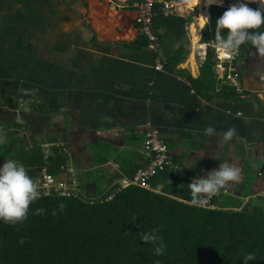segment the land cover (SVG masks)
Instances as JSON below:
<instances>
[{"label": "crops", "instance_id": "crops-1", "mask_svg": "<svg viewBox=\"0 0 264 264\" xmlns=\"http://www.w3.org/2000/svg\"><path fill=\"white\" fill-rule=\"evenodd\" d=\"M135 1L0 0V144H9L13 133L26 145L61 147L76 177L93 180L83 194L99 197L146 164L149 123L171 162L191 177L224 159L241 168L240 181L220 190L219 204L258 205L264 198V53L252 46L234 63L242 96L216 78L212 91L196 92L189 78L199 75L197 34L204 23L197 33L192 25L201 10L209 17L210 5L190 17L181 37L153 29L159 47L151 51L134 44ZM180 51L183 59L173 67ZM208 126L218 133L234 127L237 134L225 143L205 135Z\"/></svg>", "mask_w": 264, "mask_h": 264}, {"label": "trees", "instance_id": "trees-1", "mask_svg": "<svg viewBox=\"0 0 264 264\" xmlns=\"http://www.w3.org/2000/svg\"><path fill=\"white\" fill-rule=\"evenodd\" d=\"M230 4L226 0L225 5L208 7L209 24L202 28L200 40L207 45L205 59L198 77L189 78L196 92L208 93L217 83L212 44H216V20ZM249 6L259 7L257 3ZM159 7L160 3L155 4L153 29L162 28L181 37L192 18L165 17ZM134 44L146 46L147 41L139 35ZM252 46L250 41L242 44L240 55H246ZM182 52L170 61L173 67L182 61ZM224 89L234 94L230 88ZM9 107L15 105L9 103ZM10 136L9 144H0V161L15 159L23 163L33 178L42 167L58 176L62 173L60 168L67 166L61 147L51 145L50 156L44 160L41 143L26 145L24 138L13 133ZM159 184L163 185L159 192L135 186L116 191L114 186L101 196L114 194L104 202L66 197L37 199L23 223L0 220V264H154L157 259L161 264H264V198L258 205L242 207L219 204V199H215L221 208L205 209L182 201L192 197L190 183L170 169L151 180L152 187ZM176 187L178 192H174ZM37 208L45 211L37 214ZM153 228L159 229L158 234L167 245L163 256H157L153 244L139 237Z\"/></svg>", "mask_w": 264, "mask_h": 264}, {"label": "clouds", "instance_id": "clouds-1", "mask_svg": "<svg viewBox=\"0 0 264 264\" xmlns=\"http://www.w3.org/2000/svg\"><path fill=\"white\" fill-rule=\"evenodd\" d=\"M207 5H222L223 0H206ZM250 3H257L259 7L252 8ZM204 26L209 17L200 15ZM264 0H235V3L223 12L216 20L215 37L217 47L225 52L231 53L239 49L245 42L250 41L260 52L264 53ZM252 31H249V30ZM198 37H201L197 34ZM207 136H221L225 143H229L236 136V129L229 127L222 133H218L214 126H208L203 130ZM2 142V141H0ZM213 157L220 160L214 153ZM196 164V163H195ZM195 164L190 165L191 169ZM241 168L234 164L231 159L220 160L217 168L207 171L205 175H197L190 184L193 205L199 206L205 203L208 196L219 192L229 182H239L241 179ZM42 195L37 181L28 173L25 165L15 159H6L0 165V220L8 224L23 223L29 214L30 205ZM63 210L64 205L61 204ZM45 211L37 208L36 213ZM55 215V211L53 212ZM159 229L153 228L140 234V239L154 246V253L163 256L167 245L163 237L158 234ZM24 242L21 238L20 243ZM154 264H161L157 259Z\"/></svg>", "mask_w": 264, "mask_h": 264}, {"label": "built area", "instance_id": "built-area-1", "mask_svg": "<svg viewBox=\"0 0 264 264\" xmlns=\"http://www.w3.org/2000/svg\"><path fill=\"white\" fill-rule=\"evenodd\" d=\"M231 4L235 0H230ZM160 3V12L163 16H174L182 19H189L194 17L198 12V6L191 4V0H137L133 3L134 22L137 27L139 35L147 41V48L151 51H156L159 47V40L153 30V18L156 15L154 11L155 4ZM226 0H223L225 5ZM209 22V20H208ZM208 25V23H207ZM186 29L189 26H185ZM207 45L199 43L196 51L197 58L200 62L205 59ZM215 56L213 73L217 80L226 84L235 95L242 96L243 86L239 72L234 68V63L241 57L239 50L231 53L221 51L217 45L214 46ZM155 69H161L160 61H157ZM43 159L46 160L50 156L51 144H42ZM143 153L147 157L146 164L139 167L130 177L122 178L115 183L116 191L135 186L141 189H146L154 192L160 190L151 186V180L161 171L170 169L179 178L186 179L189 183L194 179L187 175L184 169L171 162L169 151L165 142L160 138L158 132L151 127L149 123L145 124L142 141ZM61 174L58 176L49 173L47 167H42L38 172L36 178L37 185L42 195L39 198L48 197H66L80 199L89 203L108 201L113 198L111 193L106 198L88 197L83 194L80 189L79 181L72 168L66 166L61 167ZM222 191L208 196L205 203L197 207L205 209H218V204L214 203L215 199H219ZM38 198V199H39ZM192 197L189 200H182L184 203L193 205L191 203ZM196 206V205H193Z\"/></svg>", "mask_w": 264, "mask_h": 264}, {"label": "bare ground", "instance_id": "bare-ground-1", "mask_svg": "<svg viewBox=\"0 0 264 264\" xmlns=\"http://www.w3.org/2000/svg\"><path fill=\"white\" fill-rule=\"evenodd\" d=\"M191 4L194 5V6H198L199 9H201L202 7H204V9H205V7L209 6V5H207L206 0H191ZM199 12H200L199 16L200 15L207 16V11L206 10H201ZM200 23H202V18L198 19V21L193 23V25H192V31L193 32L197 33V30H198V28L200 26Z\"/></svg>", "mask_w": 264, "mask_h": 264}, {"label": "rangeland", "instance_id": "rangeland-1", "mask_svg": "<svg viewBox=\"0 0 264 264\" xmlns=\"http://www.w3.org/2000/svg\"><path fill=\"white\" fill-rule=\"evenodd\" d=\"M213 5H217V4H213ZM3 137L4 136H2V138ZM0 165H1V163H0ZM77 178H78V181H79V184H80L81 191L83 190V186L84 185H86L89 182L93 181L90 176L88 177V175H85V174L79 175Z\"/></svg>", "mask_w": 264, "mask_h": 264}]
</instances>
